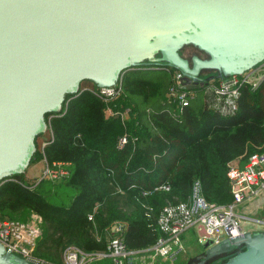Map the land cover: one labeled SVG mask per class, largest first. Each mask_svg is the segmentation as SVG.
<instances>
[{"label":"trees","instance_id":"trees-1","mask_svg":"<svg viewBox=\"0 0 264 264\" xmlns=\"http://www.w3.org/2000/svg\"><path fill=\"white\" fill-rule=\"evenodd\" d=\"M148 72L124 73L113 99L97 97L90 91L96 86L84 81L60 115H46L47 131L35 138L29 166L60 164L66 177L34 184L22 174L0 184V221L42 218L38 258L60 264L70 245L103 251L114 223L123 224L127 249L149 248L167 204L187 202L195 182L207 202L230 204L228 165L264 153V81L255 91L241 87L235 110L200 87L180 111L177 100L166 99L176 70L150 78Z\"/></svg>","mask_w":264,"mask_h":264},{"label":"water","instance_id":"water-1","mask_svg":"<svg viewBox=\"0 0 264 264\" xmlns=\"http://www.w3.org/2000/svg\"><path fill=\"white\" fill-rule=\"evenodd\" d=\"M192 47L203 57L180 52ZM264 62V0H0V184L25 174L67 96L128 71L173 68L202 86V71L240 76ZM205 243L203 262L264 264V232ZM0 264H30L0 244Z\"/></svg>","mask_w":264,"mask_h":264},{"label":"built area","instance_id":"built-area-1","mask_svg":"<svg viewBox=\"0 0 264 264\" xmlns=\"http://www.w3.org/2000/svg\"><path fill=\"white\" fill-rule=\"evenodd\" d=\"M182 75L176 71L172 76V86L166 94L167 100H177L179 109L188 106L189 98L194 96L196 86L181 83ZM264 81V62L240 76H230L206 81L199 88H206L215 96L224 98V103L232 110L236 109L233 98L239 89L248 86L255 91ZM90 91L99 98L113 99L121 92V80L116 86ZM126 138L119 140V147ZM44 144L43 146H45ZM44 167L35 179L37 184L43 179L59 181L67 176L60 164L49 166L42 160ZM227 177L233 201L228 205L207 202L201 193V187L195 182L187 202L167 204L157 219L160 236L155 244L141 250H129L123 241L122 223H114L105 230L106 249L87 253L70 245L61 253L60 264H90L94 261L112 259L113 264H155L156 261L172 263L185 252L183 236L190 230L199 233L198 243L219 244L223 239H232L247 233L244 224L256 225L264 232V153L251 155L241 165L238 160L228 165ZM168 190V187H162ZM92 220V215L88 218ZM42 218L31 214L25 222L0 221V244L6 252L17 255L30 264H52L38 258L35 254L37 240L41 235ZM252 233L251 231H249ZM256 232V231H253ZM97 241L101 236L96 234Z\"/></svg>","mask_w":264,"mask_h":264},{"label":"rangeland","instance_id":"rangeland-1","mask_svg":"<svg viewBox=\"0 0 264 264\" xmlns=\"http://www.w3.org/2000/svg\"><path fill=\"white\" fill-rule=\"evenodd\" d=\"M193 55H196L198 57H203L202 53L198 52L196 49L192 48V47H185L184 49L181 50V56L185 59H190ZM147 77H155L158 75L157 72L155 71H150L147 74ZM217 72L215 71H202L200 73V78L203 79V81L205 82L209 77L211 76H216ZM42 163V161H40ZM39 163V162H38ZM37 164V163H36ZM43 167H44V163ZM35 165L32 164L31 166ZM40 164L37 166H35L34 168H28V170L26 171V175L30 176L31 173L37 172L40 170ZM39 167V168H38ZM41 174V172L37 175L36 178H32L30 179L31 181L29 182H34L35 179H37L39 177V175ZM243 229L246 232H253V231H259V228L256 225H249V224H244L243 225ZM199 237V233H196L195 230H190L188 231L186 234H184L183 239H184V243H185V252L174 262L172 263H163L160 261H156L155 264H188L189 262L195 260L198 256L202 255L203 249H202V244L198 243L197 239ZM226 239H223L220 241V246L222 248H225L228 246V242L225 241ZM90 264H113V260L112 259H103L100 261H94Z\"/></svg>","mask_w":264,"mask_h":264},{"label":"flooded vegetation","instance_id":"flooded-vegetation-1","mask_svg":"<svg viewBox=\"0 0 264 264\" xmlns=\"http://www.w3.org/2000/svg\"><path fill=\"white\" fill-rule=\"evenodd\" d=\"M200 77V76H199ZM211 77H213V76H211ZM200 80L202 81V82H204L203 81V79L202 78H200ZM206 82V81H205ZM204 82V83H205ZM204 252V251H203ZM203 252H202V255H200V256H198L195 260H193V261H191V262H189L188 264H201L202 262H203ZM231 255V252L230 253H228V254H225V255H222V256H218V257H215V258H213V259H210V260H207L204 264H221V263H223L226 259H228V257Z\"/></svg>","mask_w":264,"mask_h":264},{"label":"crops","instance_id":"crops-1","mask_svg":"<svg viewBox=\"0 0 264 264\" xmlns=\"http://www.w3.org/2000/svg\"><path fill=\"white\" fill-rule=\"evenodd\" d=\"M38 165L40 164V170L38 171V173L37 172H32L31 173V175L30 176H28V175H26V172H25V179L27 180V181H31L30 179H32V178H36L37 177V175L42 171V169H43V164L41 163V162H39V163H37ZM37 164H35V165H33V166H29L28 168H34L35 166H37ZM38 167V168H39ZM28 168H27V170H28ZM26 170V171H27Z\"/></svg>","mask_w":264,"mask_h":264}]
</instances>
